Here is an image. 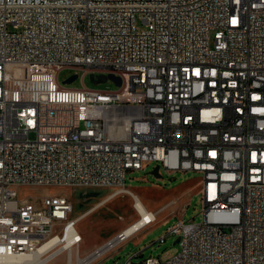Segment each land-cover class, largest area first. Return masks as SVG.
<instances>
[{
    "label": "built area",
    "instance_id": "1",
    "mask_svg": "<svg viewBox=\"0 0 264 264\" xmlns=\"http://www.w3.org/2000/svg\"><path fill=\"white\" fill-rule=\"evenodd\" d=\"M152 162L201 174L203 221L168 227V260L124 264H264V0H0V257L83 241L53 230L78 223L66 196L20 189L120 190Z\"/></svg>",
    "mask_w": 264,
    "mask_h": 264
},
{
    "label": "rangeland",
    "instance_id": "2",
    "mask_svg": "<svg viewBox=\"0 0 264 264\" xmlns=\"http://www.w3.org/2000/svg\"><path fill=\"white\" fill-rule=\"evenodd\" d=\"M140 27V25H138ZM75 73L74 70L65 69L60 75V81L64 82ZM82 75V73L80 72ZM101 74H96L99 76ZM84 84L87 88L103 91H117L119 88L110 80L105 83L94 84L87 75ZM82 86L81 77L77 78L68 87L78 88ZM127 192L111 188H29L20 189V195L32 197L38 200L44 194H67L72 200L75 211L91 213L79 224V234L82 235L80 251L71 252L72 259L84 257L95 249L120 234L126 227L136 221L139 216L134 209V200L130 193L138 196L147 209L153 212L159 211L168 202H174L172 206L164 209L157 215V222L140 231L120 245L115 251L104 256L94 264H124L134 253L141 256L134 261H141L148 257H156L162 261L176 255L179 244H174L176 237L168 235L166 242L161 243L159 238L166 235L169 226L175 224L178 219L200 223L203 221L202 176L195 172H175L169 174L156 162H152L145 170L127 175ZM129 224V225H128ZM125 227V228H124ZM57 255L54 256V258ZM67 252L49 264H66ZM74 263V262H73ZM90 263V264H92Z\"/></svg>",
    "mask_w": 264,
    "mask_h": 264
},
{
    "label": "bare ground",
    "instance_id": "3",
    "mask_svg": "<svg viewBox=\"0 0 264 264\" xmlns=\"http://www.w3.org/2000/svg\"><path fill=\"white\" fill-rule=\"evenodd\" d=\"M120 190H122L121 192H127L123 190V188ZM128 193H130L134 200V209L139 215V218L131 223L128 227H126L120 234H122L126 238H131L137 233V231L140 229V226L144 224L145 220L150 218V214L152 212L147 209L146 205L138 196L134 195L130 191H128ZM53 230L60 233H66V237H75V235H80L77 229V223H71V230H67V225L65 223H53ZM118 235L119 234L95 249L90 254L81 258L77 257L75 261H73L71 255L72 251L69 249L70 242L62 245L60 241V235H51V237L49 238V242L44 243L34 253L24 254L13 258L0 257V264H49V262L54 258L55 255H58V253L60 252H64V250L65 252H67L66 264H90L92 262H95V260L103 255V250L105 251L104 253H107L109 250L116 246L115 242L117 241L116 239ZM59 245L61 246L55 252L51 253V250L54 247H58ZM48 252H50L51 254H47Z\"/></svg>",
    "mask_w": 264,
    "mask_h": 264
},
{
    "label": "water",
    "instance_id": "4",
    "mask_svg": "<svg viewBox=\"0 0 264 264\" xmlns=\"http://www.w3.org/2000/svg\"><path fill=\"white\" fill-rule=\"evenodd\" d=\"M77 79V75L74 74L72 76H70L68 79H66L63 84L64 85H71L75 80ZM90 80L92 81V83L94 84H99V83H105L106 81L110 80L112 81L117 87L121 86V79L117 76H114L112 74L109 75H99V76H95L94 74L90 75ZM178 239L175 241L174 244L178 243Z\"/></svg>",
    "mask_w": 264,
    "mask_h": 264
},
{
    "label": "crops",
    "instance_id": "5",
    "mask_svg": "<svg viewBox=\"0 0 264 264\" xmlns=\"http://www.w3.org/2000/svg\"><path fill=\"white\" fill-rule=\"evenodd\" d=\"M99 189H106V188H99ZM60 195H63V196H66L67 198H68V196H67V194H65V193H62V194H60ZM70 201H71V203H72V200L70 199V198H68ZM73 204V203H72ZM150 211V210H149ZM90 211H87V212H85V213H80V212H78V211H75V208L73 207V212H72V214H71V217L72 218H74V219H77L78 220V223H77V229H78V231H80V229H79V224L82 222V221H84V219L85 218H87L91 213H89ZM153 212V211H152ZM86 215V217L85 218H83L82 220H80L83 216H85ZM139 216V215H138ZM129 225V224H128ZM125 228V227H124ZM50 263V262H49Z\"/></svg>",
    "mask_w": 264,
    "mask_h": 264
}]
</instances>
